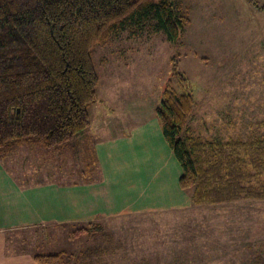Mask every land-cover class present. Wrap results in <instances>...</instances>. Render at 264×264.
<instances>
[{"label":"rangeland","instance_id":"374dc122","mask_svg":"<svg viewBox=\"0 0 264 264\" xmlns=\"http://www.w3.org/2000/svg\"><path fill=\"white\" fill-rule=\"evenodd\" d=\"M176 9L189 18L177 43L148 24L135 35L127 30L95 46L96 102L112 96L118 102L108 128L155 113L170 82L194 98L184 137L264 139V0H176ZM21 144L0 155L26 156L35 176L30 182L43 179L42 172L66 180L72 175L70 149L47 153L46 146ZM77 158L82 163L76 167L84 168ZM90 165L96 176V164ZM186 191L192 199V190ZM94 223L100 229L83 231L84 223L17 230L9 245L63 253L60 264H264V199L192 200L187 209Z\"/></svg>","mask_w":264,"mask_h":264},{"label":"trees","instance_id":"16d2710c","mask_svg":"<svg viewBox=\"0 0 264 264\" xmlns=\"http://www.w3.org/2000/svg\"><path fill=\"white\" fill-rule=\"evenodd\" d=\"M188 22L176 0H0V150L23 142L60 146L90 125L100 80L95 46L148 24L177 43ZM193 104L191 93L169 82L155 109L182 166L181 187L195 203L264 199V139L184 137ZM99 227L90 222L83 231ZM62 254L33 255L39 264H60Z\"/></svg>","mask_w":264,"mask_h":264},{"label":"crops","instance_id":"0c3cea01","mask_svg":"<svg viewBox=\"0 0 264 264\" xmlns=\"http://www.w3.org/2000/svg\"><path fill=\"white\" fill-rule=\"evenodd\" d=\"M117 106L113 96L95 102L89 108L91 121L84 131L62 146L45 149L47 153H59L63 148L72 151L70 165L75 169L69 170L72 175L68 180L60 173L49 176L42 172L43 179L30 182L35 176L30 174L33 169H29L31 162L26 156L0 155V264H39L35 250L11 249L10 234L17 230L192 206L190 194L180 185L182 166L154 111L139 119L125 116L129 118L122 120L125 127L109 129L108 118ZM27 144L31 143L21 145ZM77 157L85 161L84 168L76 167L81 162ZM91 162L97 166L96 176Z\"/></svg>","mask_w":264,"mask_h":264}]
</instances>
